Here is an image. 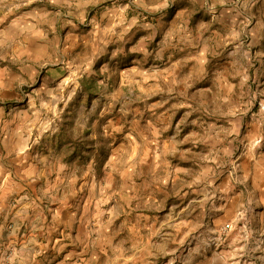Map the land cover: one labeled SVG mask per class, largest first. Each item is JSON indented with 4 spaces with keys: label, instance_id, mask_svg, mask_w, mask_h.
Masks as SVG:
<instances>
[{
    "label": "rangeland",
    "instance_id": "obj_1",
    "mask_svg": "<svg viewBox=\"0 0 264 264\" xmlns=\"http://www.w3.org/2000/svg\"><path fill=\"white\" fill-rule=\"evenodd\" d=\"M45 3L0 0V86L10 84L23 101L47 85L34 108L35 130L47 132L38 155L52 167L45 190L60 191L76 213L56 230L52 215H24L20 244L0 248V264H264V202L241 193L242 159L261 149L235 141L246 131L239 117L260 118L249 80L225 88L217 73L203 81L196 66L192 74L179 53L155 58L159 37L143 39L169 23L173 0H108L88 11L90 19L108 14L101 27L56 6L54 14L86 35L68 53L65 34L47 43L22 18ZM28 48L36 61L17 58ZM24 65L35 73L18 69ZM7 112L4 121L14 110ZM58 176L64 182L55 187ZM59 238L76 259L64 262Z\"/></svg>",
    "mask_w": 264,
    "mask_h": 264
},
{
    "label": "crops",
    "instance_id": "obj_2",
    "mask_svg": "<svg viewBox=\"0 0 264 264\" xmlns=\"http://www.w3.org/2000/svg\"><path fill=\"white\" fill-rule=\"evenodd\" d=\"M107 1L46 0L43 8L27 13L22 18L29 23L32 20L34 27L39 29L38 37H42L47 43L51 42V36L60 38L65 34L62 51L74 52L81 46L86 35L83 30H78L72 21L61 20L62 16L54 14L53 9L61 6L72 11L70 13L76 18L87 19L90 15L89 10L104 5ZM235 1L173 0L176 3V11L173 12L169 23H157L153 26L154 32L143 40L154 42L159 37L154 52L155 58H174L175 54L179 53L186 58L187 63L183 64L192 66V74L195 73L194 68L199 67L197 72L204 75L203 81L209 80L211 73H217L218 81L226 82L225 88L232 86L233 89H240L242 81L249 80L256 89L254 95L264 103V0ZM97 15L98 13H95L88 19L94 26L101 27L104 25V17L108 14L102 13L101 20L97 19ZM247 17L250 21L246 23ZM249 25L251 26L249 34H244L246 26ZM164 26H170L172 30L167 33ZM28 50L29 48L26 51L20 50L17 58L23 60L28 57L33 62L37 56ZM47 53L46 47L45 55ZM215 59L217 60L214 61ZM18 69L27 74L35 73V68L31 65L20 66ZM10 75L14 79V73ZM232 79L234 81H231ZM45 88L48 87L43 84L32 92L28 100L22 101L20 92H16L10 84L0 86V248L13 247L14 243L20 244L17 234L23 229L20 227V220L24 215L28 218L32 216L33 219L41 216L46 220L48 215H52L53 230H56L66 228L70 216L76 213V210L70 209L69 199L61 196L60 191L57 194H50L49 189L45 190L52 184L49 178V168L52 167L47 166L43 155H38L44 151L42 143L47 132L35 130L39 121L36 117L37 111L34 109L43 102L41 91H45ZM11 103L16 107L12 108ZM7 109L14 110V113L4 121ZM238 120L240 127L243 125L246 129L245 134L235 139L240 142L242 148L260 138L263 140L257 157L245 156L242 159L241 176L245 181L246 190L241 193H246L252 200L264 202V123L261 120L260 124V119L256 120L255 114L250 116L244 114ZM28 124L34 131L27 128ZM4 160L15 165L17 173L20 172L18 177L13 178L9 174ZM61 182L64 181L58 176L55 187L60 186ZM94 201L97 208L99 199L96 198ZM38 234L41 235L43 232ZM62 239L61 241L59 238L56 242L60 255L70 246L65 243V238ZM63 255L64 262L77 258L74 252Z\"/></svg>",
    "mask_w": 264,
    "mask_h": 264
},
{
    "label": "built area",
    "instance_id": "obj_3",
    "mask_svg": "<svg viewBox=\"0 0 264 264\" xmlns=\"http://www.w3.org/2000/svg\"><path fill=\"white\" fill-rule=\"evenodd\" d=\"M238 1V0H237ZM258 113H259V115H260V122H261V120H262V122L264 123V103H262L261 101H259L258 102ZM262 117V118H261ZM262 123V124H263ZM262 142H263V140H262V138H260V139H258V140H256L255 142H254V144L252 145V149L253 150H255V149H260V146H261V144H262Z\"/></svg>",
    "mask_w": 264,
    "mask_h": 264
}]
</instances>
